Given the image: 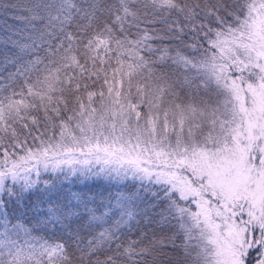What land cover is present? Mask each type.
<instances>
[{
    "label": "snow or ice",
    "instance_id": "1",
    "mask_svg": "<svg viewBox=\"0 0 264 264\" xmlns=\"http://www.w3.org/2000/svg\"><path fill=\"white\" fill-rule=\"evenodd\" d=\"M0 264H264V0H0Z\"/></svg>",
    "mask_w": 264,
    "mask_h": 264
},
{
    "label": "trees",
    "instance_id": "2",
    "mask_svg": "<svg viewBox=\"0 0 264 264\" xmlns=\"http://www.w3.org/2000/svg\"><path fill=\"white\" fill-rule=\"evenodd\" d=\"M69 187H71V185H69ZM76 187H82V185H77ZM90 187H92L94 191H104L103 187L100 185H90Z\"/></svg>",
    "mask_w": 264,
    "mask_h": 264
}]
</instances>
